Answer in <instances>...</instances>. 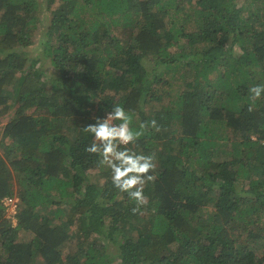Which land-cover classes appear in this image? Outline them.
<instances>
[{
    "label": "trees",
    "instance_id": "1",
    "mask_svg": "<svg viewBox=\"0 0 264 264\" xmlns=\"http://www.w3.org/2000/svg\"><path fill=\"white\" fill-rule=\"evenodd\" d=\"M248 3L0 0V264H264V96L248 92L264 0ZM114 104L158 125L133 146L156 156L136 213L86 151Z\"/></svg>",
    "mask_w": 264,
    "mask_h": 264
},
{
    "label": "clouds",
    "instance_id": "2",
    "mask_svg": "<svg viewBox=\"0 0 264 264\" xmlns=\"http://www.w3.org/2000/svg\"><path fill=\"white\" fill-rule=\"evenodd\" d=\"M248 92L255 103L264 96V83L251 86ZM133 118L132 111L122 104H114L104 116H97L94 123L84 126L83 131L93 137V143L86 147V151L98 154L100 164L110 172L112 186L134 202L132 212L136 213L147 203L146 186L156 179V156L138 151L133 146L148 127L158 128V125L151 120L136 128L133 127Z\"/></svg>",
    "mask_w": 264,
    "mask_h": 264
},
{
    "label": "rangeland",
    "instance_id": "3",
    "mask_svg": "<svg viewBox=\"0 0 264 264\" xmlns=\"http://www.w3.org/2000/svg\"><path fill=\"white\" fill-rule=\"evenodd\" d=\"M250 0H237V3L238 4H242L243 6H244V4H246V5H248ZM193 23V25H195V22L193 21L192 22ZM41 36H38L36 39H34V42H33V44H31L30 45V47L28 48V50L30 51V55L32 56V57H34V56H41V51H42V45L40 44V40H39V38H40ZM235 52H238V47L236 46L235 47ZM147 61H149L148 59H147ZM147 61H145V62H147ZM42 63H43V60H42ZM149 63V62H148ZM46 65V64H45ZM45 65H38L39 66V68L40 69H42V77H44V80L47 78V77H50L51 75H50V73H51V69L50 68H48V66H45ZM152 66H154L153 65V63H150V67H152ZM37 67V66H36ZM158 68V70L160 69V67H157ZM158 92H159V90H158ZM163 100H165L166 99V97L163 95ZM70 199L71 198H68V199H65V200H67V201H70ZM39 213H41V214H44V213H42V211L41 212H39ZM56 222H58V220H56ZM23 235V234H22ZM22 235L20 236V239H22ZM73 243H71L70 245H68V247L66 248V251H70L71 249H72V247H73ZM112 248H113V244H112V246H111ZM114 250V249H113ZM260 252V251H259ZM113 264H116V262H114Z\"/></svg>",
    "mask_w": 264,
    "mask_h": 264
},
{
    "label": "built area",
    "instance_id": "4",
    "mask_svg": "<svg viewBox=\"0 0 264 264\" xmlns=\"http://www.w3.org/2000/svg\"><path fill=\"white\" fill-rule=\"evenodd\" d=\"M2 202L5 207L7 218H9L13 223H15L18 199L15 197L6 196L2 199Z\"/></svg>",
    "mask_w": 264,
    "mask_h": 264
}]
</instances>
